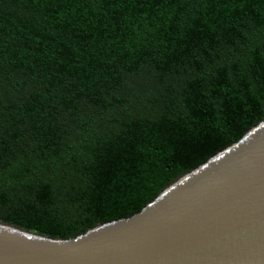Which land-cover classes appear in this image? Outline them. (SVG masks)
Instances as JSON below:
<instances>
[{
    "label": "trees",
    "instance_id": "trees-1",
    "mask_svg": "<svg viewBox=\"0 0 264 264\" xmlns=\"http://www.w3.org/2000/svg\"><path fill=\"white\" fill-rule=\"evenodd\" d=\"M263 118L264 0H0L1 222L73 238Z\"/></svg>",
    "mask_w": 264,
    "mask_h": 264
},
{
    "label": "water",
    "instance_id": "water-1",
    "mask_svg": "<svg viewBox=\"0 0 264 264\" xmlns=\"http://www.w3.org/2000/svg\"><path fill=\"white\" fill-rule=\"evenodd\" d=\"M0 264H264V118L136 212L73 238L0 221Z\"/></svg>",
    "mask_w": 264,
    "mask_h": 264
}]
</instances>
